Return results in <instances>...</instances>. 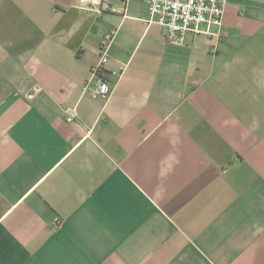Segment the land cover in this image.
Segmentation results:
<instances>
[{"label":"crops","instance_id":"obj_1","mask_svg":"<svg viewBox=\"0 0 264 264\" xmlns=\"http://www.w3.org/2000/svg\"><path fill=\"white\" fill-rule=\"evenodd\" d=\"M0 264H264V0L183 45L148 0H0Z\"/></svg>","mask_w":264,"mask_h":264},{"label":"built area","instance_id":"obj_2","mask_svg":"<svg viewBox=\"0 0 264 264\" xmlns=\"http://www.w3.org/2000/svg\"><path fill=\"white\" fill-rule=\"evenodd\" d=\"M129 0H123V3ZM151 20L161 26L165 31L166 39L173 44L183 45L187 38L201 32L206 24L210 27L221 28L224 21L226 5L229 0H148ZM100 13H121L120 9L103 1L98 4ZM115 33L106 35L100 47V60L92 68L91 75L83 87V94L92 99L108 100L114 87L106 76L109 60V50ZM220 36V35H219ZM40 89H37L39 91ZM67 122L79 120L77 108L70 107L65 110ZM57 223L60 219L57 218Z\"/></svg>","mask_w":264,"mask_h":264}]
</instances>
